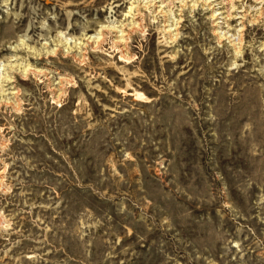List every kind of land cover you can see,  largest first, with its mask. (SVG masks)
<instances>
[{
    "label": "rangeland",
    "instance_id": "obj_1",
    "mask_svg": "<svg viewBox=\"0 0 264 264\" xmlns=\"http://www.w3.org/2000/svg\"><path fill=\"white\" fill-rule=\"evenodd\" d=\"M167 1L0 0V264H264V0Z\"/></svg>",
    "mask_w": 264,
    "mask_h": 264
},
{
    "label": "bare ground",
    "instance_id": "obj_2",
    "mask_svg": "<svg viewBox=\"0 0 264 264\" xmlns=\"http://www.w3.org/2000/svg\"><path fill=\"white\" fill-rule=\"evenodd\" d=\"M162 2H165V0H162ZM174 2H175V0H174ZM174 2H172V1H167V3H166V5L165 6H170L171 5V3H174ZM173 7V6H172ZM166 8V7H165ZM170 8V7H169ZM163 9V8H162ZM160 12H162L163 13V16H165V17H167V19H166V21L169 19V15H168V13H166L167 11H165V10H161ZM113 30V29H112ZM123 31V30H122ZM124 32V31H123ZM173 36L174 35H172L171 36V38H173ZM121 39L120 40H118V42H122V44H123V42H126V39H125V37H126V34H124V33H122L121 34ZM89 40V39H88Z\"/></svg>",
    "mask_w": 264,
    "mask_h": 264
}]
</instances>
